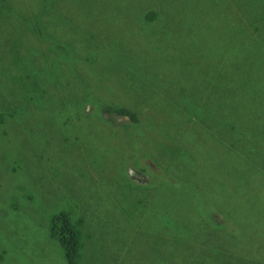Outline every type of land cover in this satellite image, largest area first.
I'll use <instances>...</instances> for the list:
<instances>
[{
	"label": "rangeland",
	"instance_id": "obj_1",
	"mask_svg": "<svg viewBox=\"0 0 264 264\" xmlns=\"http://www.w3.org/2000/svg\"><path fill=\"white\" fill-rule=\"evenodd\" d=\"M67 216L78 264H264V0H0V264Z\"/></svg>",
	"mask_w": 264,
	"mask_h": 264
},
{
	"label": "trees",
	"instance_id": "obj_2",
	"mask_svg": "<svg viewBox=\"0 0 264 264\" xmlns=\"http://www.w3.org/2000/svg\"><path fill=\"white\" fill-rule=\"evenodd\" d=\"M105 112L107 113L109 112L108 116H111L113 113L116 114L115 117L120 120L122 119V122H124L125 119L130 118L131 120H133L135 118L133 112H131L126 107L122 109V108H114L113 106H108L105 109ZM125 122H127V120ZM133 177L143 183L149 182V180L145 176H144L145 178H138L136 176H133ZM69 219H70L69 216L64 217L65 226L62 229V231L57 232L56 238L66 249V256H67L68 264H78L77 256H78L79 243H78L76 232L73 230V227L70 226L68 222ZM217 219H220V218H217ZM84 222H85L84 217H81V223H84ZM219 222L217 223L220 224ZM74 224L76 225V223Z\"/></svg>",
	"mask_w": 264,
	"mask_h": 264
}]
</instances>
